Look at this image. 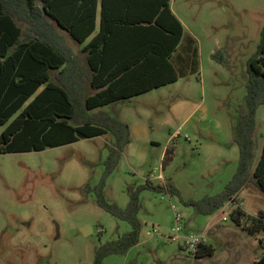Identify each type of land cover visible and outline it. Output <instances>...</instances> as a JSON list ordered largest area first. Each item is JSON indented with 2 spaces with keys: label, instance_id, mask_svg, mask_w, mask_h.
Returning <instances> with one entry per match:
<instances>
[{
  "label": "rangeland",
  "instance_id": "374dc122",
  "mask_svg": "<svg viewBox=\"0 0 264 264\" xmlns=\"http://www.w3.org/2000/svg\"><path fill=\"white\" fill-rule=\"evenodd\" d=\"M170 5L184 33L196 41L198 73L131 103L100 109L144 127L158 143L126 146L103 194L124 209L131 190L161 174L163 181H149L164 188L169 182L180 196L140 191L138 244L101 264H256L264 254V231L251 235L229 217L222 221L221 210L204 216L179 198L219 194L237 170L236 123L245 107L246 62L264 25V0H170ZM255 123L251 171L264 140V106L257 108ZM110 141L81 138L40 152L0 155V264H93L100 245L130 231L87 191L103 176ZM163 155L168 159L161 169ZM237 200L249 216L264 213V195L252 183ZM175 212L182 224L172 242ZM190 235L202 237L212 256L195 258L183 249Z\"/></svg>",
  "mask_w": 264,
  "mask_h": 264
},
{
  "label": "trees",
  "instance_id": "16d2710c",
  "mask_svg": "<svg viewBox=\"0 0 264 264\" xmlns=\"http://www.w3.org/2000/svg\"><path fill=\"white\" fill-rule=\"evenodd\" d=\"M98 1L0 0V155L40 152L81 138L111 140L103 176L87 191L94 192L101 209L128 223L130 231L100 245L93 264L138 244L140 191L180 196L173 186H155L147 180L129 192L124 209L105 200V181L130 143V133L127 124L100 109L199 70L196 41L184 33L170 0H100L99 28L86 42L96 29ZM65 35L81 46L78 53ZM246 74L245 107L238 114L234 137L239 154L235 174L219 194L197 201L179 198L204 216L214 214L231 199L236 202L248 182L264 195V140L251 171L255 114L264 106V25L255 53L246 62ZM87 86L95 92H88ZM229 218L251 235L264 231L262 212L249 216L239 205ZM212 254L210 246L200 244L194 257ZM256 264H264V254Z\"/></svg>",
  "mask_w": 264,
  "mask_h": 264
},
{
  "label": "crops",
  "instance_id": "0c3cea01",
  "mask_svg": "<svg viewBox=\"0 0 264 264\" xmlns=\"http://www.w3.org/2000/svg\"><path fill=\"white\" fill-rule=\"evenodd\" d=\"M78 4H80V0H79V3ZM169 4H170V2H169ZM170 9H171V5H170ZM171 11H172V9H171ZM172 13L175 15V17L180 21V19L176 16V14L172 11ZM180 23H181V21H180ZM99 24H100V0L98 1V3H97V8H96V14H95V27H96V29H95V32L86 40V42H88L96 33H97V31H98V28H99ZM181 25H182V27H183V24L181 23ZM183 29H184V27H183ZM66 36V35H65ZM66 41L71 45V47H72V49H73V52L74 53H78L79 52V50H80V48H81V46L80 45H77L75 42H73V41H71L67 36H66ZM43 89V86L42 87H40L38 90H37V92H36V94L38 93V92H40L41 90ZM87 90H88V92H90V93H94L95 91H93L89 86H87ZM149 92H151V91H149ZM149 92H147V93H149ZM147 93H144V94H147ZM144 94H142V95H144ZM142 95H139V96H142ZM139 96H136V97H139ZM136 97H134V98H136ZM134 98H132V99H130L129 101H127V102H121V103H115V104H111V105H108V106H115V105H125V104H127V103H131L132 102V100L134 99ZM32 99V97L29 99V101ZM28 101V102H29ZM27 102V103H28ZM107 107V106H106ZM173 112L175 113L176 112V110H173ZM120 117H119V115H118V119H119ZM121 120V119H120ZM123 123H125V124H127L128 125V127H129V133H130V143L131 142H138L140 145H141V143H144V144H146V143H148V144H150V145H158V143L157 142H155V141H153V140H150L148 137H147V133H146V130H145V128L144 127H142V126H137V125H130L129 123H128V121H125V120H121ZM129 143V144H130ZM128 144V145H129ZM127 145V146H128ZM126 148V147H125ZM164 156V157H163ZM162 157V165H161V169H163V163H164V159H165V155H163ZM150 177H152V179L153 178H156V180H160V181H163L164 180V178H163V175H161V174H159V175H157V176H153V175H149L148 176V179L147 180H150L151 178ZM163 186H171V184L168 182V184H164ZM238 200L236 199V202H237ZM238 203V202H237ZM239 204V203H238ZM240 205V204H239ZM203 244H204V242H203Z\"/></svg>",
  "mask_w": 264,
  "mask_h": 264
},
{
  "label": "built area",
  "instance_id": "2783aa9c",
  "mask_svg": "<svg viewBox=\"0 0 264 264\" xmlns=\"http://www.w3.org/2000/svg\"><path fill=\"white\" fill-rule=\"evenodd\" d=\"M239 206L233 199L229 200L225 205L220 209L221 210V219L226 221L229 214ZM182 224V215L178 212L174 213V227L172 228L173 235L169 238L170 241L175 242L179 238V232L181 231ZM153 232H156L153 230ZM203 244V239L200 236L190 235L187 238L183 239V248L191 255H195L197 252L198 246Z\"/></svg>",
  "mask_w": 264,
  "mask_h": 264
}]
</instances>
